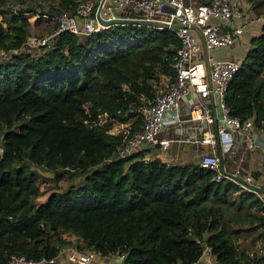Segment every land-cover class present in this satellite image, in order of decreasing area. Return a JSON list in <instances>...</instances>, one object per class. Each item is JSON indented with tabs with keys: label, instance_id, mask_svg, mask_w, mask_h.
Segmentation results:
<instances>
[{
	"label": "trees",
	"instance_id": "16d2710c",
	"mask_svg": "<svg viewBox=\"0 0 264 264\" xmlns=\"http://www.w3.org/2000/svg\"><path fill=\"white\" fill-rule=\"evenodd\" d=\"M80 2L61 0L57 12ZM34 11L0 21V263L13 255L55 258L70 245L68 234L79 250L125 255L124 264H199L206 249L214 264H264V253L250 258L227 234L225 214L240 187L216 182L198 163L168 165L145 151L117 158L141 123L137 110L158 94L160 75L173 73L176 34L112 26L90 36L64 33L51 49H24L32 28L26 14ZM48 16L36 21L35 38L57 30ZM238 63L226 98L231 116L264 129V25ZM133 120L127 134L111 133L112 122ZM41 171L54 176L44 203L40 185L49 176ZM64 176L69 190H57ZM243 195L240 209L255 207L263 223L261 199Z\"/></svg>",
	"mask_w": 264,
	"mask_h": 264
},
{
	"label": "built area",
	"instance_id": "2783aa9c",
	"mask_svg": "<svg viewBox=\"0 0 264 264\" xmlns=\"http://www.w3.org/2000/svg\"><path fill=\"white\" fill-rule=\"evenodd\" d=\"M238 0H213L199 12H193L185 0H84L73 12L57 14L52 19L58 23L54 32L42 38L27 40L24 49L41 50L53 48L58 37L64 33L77 36H90L108 29L101 22H110L118 18L140 19L154 22L150 27L157 31H170L176 34L180 41V48L172 64L173 73L164 75L158 82V94L153 100H146L137 113L141 123L130 138L118 149L120 160H127L143 152L146 143L156 152H168L174 142L166 137V128L182 123V103L189 100L191 103L188 122L196 124L197 129L204 131L202 144L215 146L210 127L213 117L210 110L211 102L220 111L218 133L223 139V154L235 156L239 152V145L235 135L244 137L242 142H248L247 147L255 148V142L249 138L254 129L253 119L241 121L231 116L226 98L235 76L241 69L240 63L235 60H218L210 53L230 47L240 30L226 29L235 19L241 18ZM19 10V6L15 11ZM100 12V20L98 19ZM117 13L119 15H117ZM174 25L182 28L173 29ZM166 26V27H165ZM202 42V45L199 43ZM1 56L5 54L0 52ZM128 91L129 87L124 85ZM89 105L85 110L89 112ZM107 122V115L103 123ZM127 131L122 133L127 134ZM4 150L0 144V160ZM172 165V164H168ZM200 167L215 172V181L229 180L258 195L264 204V197L250 187L245 186L238 178L240 172L229 174L224 166L221 169L220 158L216 153L203 155L199 162ZM251 184L250 177L243 179ZM264 233V221H263ZM68 264H92L101 256L94 250L81 251L78 247L66 249ZM209 252L206 249L204 256ZM61 255V254H60ZM59 255V256H60ZM59 256L39 260L28 259L25 255H13L5 263L0 264H59ZM118 256V255H117ZM203 256V257H204ZM122 262L126 256L119 255Z\"/></svg>",
	"mask_w": 264,
	"mask_h": 264
},
{
	"label": "crops",
	"instance_id": "0c3cea01",
	"mask_svg": "<svg viewBox=\"0 0 264 264\" xmlns=\"http://www.w3.org/2000/svg\"><path fill=\"white\" fill-rule=\"evenodd\" d=\"M213 0H185L187 6L192 8L193 12H199L202 8L209 5ZM239 7L241 11V18L235 19L232 24L227 27L229 31H233V29L240 30V35L236 36L232 45L229 47L233 52L230 60H235L239 62V60L234 59V53L242 52L243 56L246 53L247 48L250 45V41L261 34L262 27L264 25V16L259 15L261 9H255L260 5V0H238ZM257 3V5H256ZM59 14V13H58ZM117 15H119L117 13ZM264 15V14H263ZM220 50H216L209 55L218 60H225L228 58H224L222 54L219 52ZM164 75H160L159 80L162 79ZM189 100H186L182 103L181 108V118L182 123L177 126H171L166 128L164 137L173 140L174 142L171 144L168 152L159 153L156 152L155 149L151 148L149 143H146L143 147L146 153V158L150 159L152 157H157L163 162L167 164H188V163H198L203 155L216 153L220 156V153L224 152L223 148V139L220 138L218 132L220 111L217 106L211 102L210 110L213 117L212 126L210 127L211 136L215 140V146L210 144H202V140L204 138V131H200L197 129V125L191 122H188L189 112H190V104ZM215 117H217V125H215ZM135 121H130L126 124H121L118 122H112L110 124L111 128H114L115 132H111L112 134H120L124 131H127L129 128H132ZM135 128V127H134ZM251 141L255 142V148L250 149L247 147L248 142H242L244 137H239L235 135V140L239 145V152L235 156H230L223 154L224 166L229 174H235L236 172H240V176L244 178L250 177L252 182L250 185L259 187L264 189V129H257L254 127L253 130L248 134ZM232 182V181H230ZM233 184L237 185L241 188V191L234 194L233 196H240L239 198L244 200V193L247 192L242 184ZM244 184V183H243ZM245 186L249 187L247 184ZM250 192V191H248ZM263 197L264 194L260 193ZM256 195V194H255ZM260 198L258 195H256ZM234 200V198L232 197ZM254 209H256L254 207ZM72 243L73 247H76L77 238H74ZM72 244V245H73ZM71 243L65 249L60 252L59 256V264H68L66 260V249L68 247H72ZM216 261L210 254H206L200 261L199 264H214ZM92 264H124L119 258V256L112 257H100Z\"/></svg>",
	"mask_w": 264,
	"mask_h": 264
},
{
	"label": "rangeland",
	"instance_id": "374dc122",
	"mask_svg": "<svg viewBox=\"0 0 264 264\" xmlns=\"http://www.w3.org/2000/svg\"><path fill=\"white\" fill-rule=\"evenodd\" d=\"M76 2L84 1V0H74ZM96 1V0H94ZM40 3L42 4V8H37L36 3L34 0H6V5L3 7H0V21H5L6 19H10V17L13 14H20V11H27L29 9L35 10L34 12H29L26 14V17L29 18L31 22V34L28 38V40H32L36 37L38 34V27L36 26V21L39 18H42L44 16H48L49 18L55 17L59 10V5L61 3V0H40ZM257 5V3H256ZM19 6V10L15 11V8ZM264 7V5H263ZM262 6L256 7L255 9H261ZM264 8L261 10L262 12L259 15L264 16L263 14ZM6 27V25H5ZM202 45V42H199ZM1 52V51H0ZM20 52V51H17ZM220 54L223 55L224 58L231 59L233 52L230 50V48L222 49ZM234 59L236 60H242L243 54L240 53H234ZM0 61L4 59V56L1 57L0 55ZM264 76V75H263ZM110 128L111 132H117L114 130V128ZM43 170V169H39ZM45 176L48 177V181L41 183V198L39 199V203L46 202L48 196L52 192V185L53 182L50 178H53L52 172L47 171H41ZM50 180V181H49ZM80 180L75 181L73 184L75 186L78 185ZM71 182L69 181V178L67 176L61 177L60 181L57 183V190L60 191H68L70 187ZM234 198L235 206L231 207L229 212H226L225 214V221L228 220V228H227V234L231 238L232 243L239 249V251L242 253L244 252L247 254L250 258H254L253 254H257L258 256H261L264 253V236L263 234V223L256 220L255 218H258L260 215V212H258L257 209H248V210H241L240 206L242 204V200L240 199V196H232ZM240 197V198H239ZM245 199V197H244ZM239 207V208H238ZM248 213L251 214V216L255 220V224L252 226L250 225L249 221L250 219L247 217ZM64 240L67 242L72 243V240H75V236H70L68 234L63 235ZM77 244V241H76ZM74 244L72 245V247ZM69 248V247H68ZM206 254H210L207 252ZM213 258V257H212Z\"/></svg>",
	"mask_w": 264,
	"mask_h": 264
},
{
	"label": "water",
	"instance_id": "95a60500",
	"mask_svg": "<svg viewBox=\"0 0 264 264\" xmlns=\"http://www.w3.org/2000/svg\"><path fill=\"white\" fill-rule=\"evenodd\" d=\"M100 12L98 11V19L100 20ZM101 25H103L106 28H110L112 26H127V25H132V26H148V27H152L155 25L154 22L151 21H146V20H140V19H129V18H118L115 20H112L110 22H101ZM166 27V26H165ZM182 28L180 25H174L173 29H179ZM217 117H215V125H217ZM218 133V132H217ZM220 166L221 169H224V160H223V153H220ZM240 182L247 184L251 189H253L255 192L258 193H262L264 194V189L250 185L248 183H246L243 179L238 178Z\"/></svg>",
	"mask_w": 264,
	"mask_h": 264
}]
</instances>
